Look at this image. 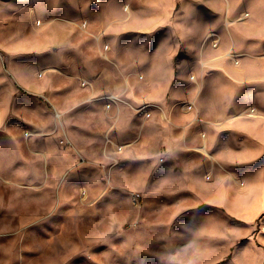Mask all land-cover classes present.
I'll use <instances>...</instances> for the list:
<instances>
[{"label":"rangeland","instance_id":"rangeland-1","mask_svg":"<svg viewBox=\"0 0 264 264\" xmlns=\"http://www.w3.org/2000/svg\"><path fill=\"white\" fill-rule=\"evenodd\" d=\"M151 1L0 0V264H264V0Z\"/></svg>","mask_w":264,"mask_h":264},{"label":"crops","instance_id":"crops-1","mask_svg":"<svg viewBox=\"0 0 264 264\" xmlns=\"http://www.w3.org/2000/svg\"><path fill=\"white\" fill-rule=\"evenodd\" d=\"M169 3H170L169 0H152L151 1V3H150V7H151V9H150L151 10V12H150V21L152 23H157L158 22L159 18L156 15H160L161 14L165 18H170L171 17V11L169 10V7H167L168 9L165 8V5L169 4ZM191 6H192V4H191ZM193 9L194 8H191L189 10L186 9V5L182 6L179 9L180 13H179V15H176L173 18L174 19L173 23H174L175 27H179L180 30H183V34H182V32L179 34L180 36L178 38L179 39L178 41L171 40V42L166 43L167 45L172 47L173 51L175 49L174 52H177V50H179L180 54H183L185 56L194 54L196 46L197 45L199 46V40H200L199 34H200L201 30L199 32H197L198 33L197 35L192 37V32H193L194 29L192 30V27L190 26V23H191V21L196 22L197 19L199 20L200 18L192 19L191 21H190V19H188V14L190 13V11H192L191 13H193V11L196 10V9H194V10ZM196 14H198V17L199 16L202 17V14H204V12L200 11L199 13L196 12ZM151 17H153V18H151ZM185 22H187V23H185ZM197 42H198V44H197ZM175 47H177V49ZM181 48H183V50ZM167 51H168V48L165 51V54H164L165 61L162 64L165 65L164 68H165V70H167L166 77H169L170 68L168 67V65H169V61H171L173 55L169 56L168 53L166 54ZM169 58H171V59H169ZM202 69H203V67H202ZM165 87H166L167 90L170 89V83L167 84ZM248 92H250V91H248ZM171 93H172L171 94V98L172 99L169 101V105L167 106L165 104V106H166V108H169V110L174 108V109L179 110V112L181 113L182 111H181L180 106H176L175 107V105H177V103H179L177 101L178 97L176 96L177 94H176V91H175V87H173L171 89ZM192 98L194 99V103L196 104V98H198L197 95H195V97L193 96ZM246 98L248 99L249 96L246 97ZM238 105H239V102H238ZM158 109H159V107H158ZM158 111H160V109ZM183 114H185V113L183 112ZM160 115L163 118V119H160V120L163 121L165 119L163 113H160ZM195 120L196 119L193 120L192 118L189 119V120L183 119V121H174V122H171V120H169L170 121V128L166 129V126H165V128H163L161 130L163 134H165V133L167 134L166 138H167V143H168L167 144L168 145V153L170 154V157L172 159L183 157V156H185V153L187 151H189V150H185V149H188L187 148V143H186L187 135L185 133H183L182 136H179V135H177V133H174V132L176 130H178V129H182L184 131V129L186 128V125H190V124L192 125V124H194L196 122H201V119H199L200 121H195ZM158 122H160V121H158ZM163 122H165V121H163ZM165 129H166V131H164ZM159 137H161V136H159ZM154 141H159V139H156L154 137ZM164 143H166L165 139H164ZM0 200H1L0 201V205H3L4 199L0 198Z\"/></svg>","mask_w":264,"mask_h":264},{"label":"built area","instance_id":"built-area-1","mask_svg":"<svg viewBox=\"0 0 264 264\" xmlns=\"http://www.w3.org/2000/svg\"><path fill=\"white\" fill-rule=\"evenodd\" d=\"M107 48H108V45L106 43H104L103 49L107 50ZM82 84L84 85V82ZM101 99L103 102L104 109L108 110V111L111 110L114 106L116 107L119 103H122V101H123L122 97L115 92H108L105 95H103L101 97ZM145 106L146 105H142V107H144V108H145ZM186 108L191 109V106L188 105V106H186ZM105 137L108 138V135L106 134ZM59 144L64 145V146L68 145V140L66 138H62L59 140ZM138 197H139L138 193L133 194L134 201H137Z\"/></svg>","mask_w":264,"mask_h":264}]
</instances>
